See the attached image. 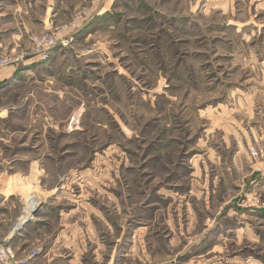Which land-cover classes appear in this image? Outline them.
Wrapping results in <instances>:
<instances>
[{"label":"rangeland","instance_id":"374dc122","mask_svg":"<svg viewBox=\"0 0 264 264\" xmlns=\"http://www.w3.org/2000/svg\"><path fill=\"white\" fill-rule=\"evenodd\" d=\"M65 6L0 18V172L71 194L88 264H264V0Z\"/></svg>","mask_w":264,"mask_h":264},{"label":"crops","instance_id":"0c3cea01","mask_svg":"<svg viewBox=\"0 0 264 264\" xmlns=\"http://www.w3.org/2000/svg\"><path fill=\"white\" fill-rule=\"evenodd\" d=\"M66 1L8 0V6L3 8L4 11L1 10L0 18L3 19L8 9H13L10 13L14 16L15 23L14 28L9 29L11 39L18 41V37H21L27 40L26 35L36 33L43 25L53 24L55 18L57 21H63L67 17ZM38 162L32 160L26 175L23 171L14 174L0 172V240L11 246L19 258L25 257L30 249L38 248L40 254L28 264H88L84 259L87 242L79 234L83 225L73 228L69 219L73 217L72 209L63 214L64 211L55 208L54 202L72 200L71 194L54 193L53 189L48 190L46 194L42 193L41 196H25L20 192L24 186L32 185L34 190L37 189V177L32 173V169L35 171V163ZM46 183L48 181L44 179L42 185ZM79 197L82 200L83 194H79ZM34 200L38 203L35 215L31 214L33 208L30 206ZM58 221L60 225L50 233L47 230L49 226L45 224L55 225Z\"/></svg>","mask_w":264,"mask_h":264},{"label":"built area","instance_id":"2783aa9c","mask_svg":"<svg viewBox=\"0 0 264 264\" xmlns=\"http://www.w3.org/2000/svg\"><path fill=\"white\" fill-rule=\"evenodd\" d=\"M82 19V18H81ZM81 19L75 21V23L71 24L72 27H76L81 23ZM46 41V44L50 45H56L57 40L53 37H47L42 40H38L36 49L38 50L39 47ZM71 40H69L68 37L63 38L61 40L63 45H67ZM44 55L42 56V58ZM5 63V61H2V64ZM253 152L256 154L257 150L254 148ZM40 254V250L38 248H32L29 250V252L26 253L25 257L19 258L15 252V250L6 244L4 241L0 240V264H28L31 259L36 257Z\"/></svg>","mask_w":264,"mask_h":264},{"label":"water","instance_id":"95a60500","mask_svg":"<svg viewBox=\"0 0 264 264\" xmlns=\"http://www.w3.org/2000/svg\"><path fill=\"white\" fill-rule=\"evenodd\" d=\"M37 209H38V206H35V207H33V210L31 211L32 213L31 214H36V212H37Z\"/></svg>","mask_w":264,"mask_h":264}]
</instances>
